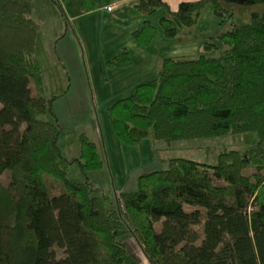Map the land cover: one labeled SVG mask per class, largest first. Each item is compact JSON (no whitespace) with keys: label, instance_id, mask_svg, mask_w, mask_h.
<instances>
[{"label":"trees","instance_id":"16d2710c","mask_svg":"<svg viewBox=\"0 0 264 264\" xmlns=\"http://www.w3.org/2000/svg\"><path fill=\"white\" fill-rule=\"evenodd\" d=\"M32 1L0 0V264H140L126 237L147 264H264V0H196L174 12L137 1L142 16L161 12L167 40L190 34L206 8L219 24L236 19L196 58L160 60L155 78L115 101V138L135 146L149 135L170 144L251 133L255 142L213 165L167 160L115 198L91 178L104 169L96 143L80 129L62 134L58 96H43L44 76L61 62L30 18ZM86 2L80 10L93 11ZM155 35L144 20L131 38L146 47ZM106 65L129 67L127 51Z\"/></svg>","mask_w":264,"mask_h":264},{"label":"rangeland","instance_id":"374dc122","mask_svg":"<svg viewBox=\"0 0 264 264\" xmlns=\"http://www.w3.org/2000/svg\"><path fill=\"white\" fill-rule=\"evenodd\" d=\"M58 8L46 0H33L30 18L39 26L44 41H55L60 66L53 65L44 76L43 96H58L52 111L62 134L80 129L96 143L104 161L100 173L91 174L97 187L110 198L135 188L138 175L151 170H164L166 161L183 159L198 164L213 165L223 151L243 153L255 142L251 133L225 135L166 144L149 135L135 146L118 141L111 130L108 108L117 100L129 96L135 86L156 77L160 60L164 58L194 59L202 53V44L210 37L230 28L236 16L221 24L206 8L190 34L172 40L163 37L157 11L149 17L134 9L135 0H87L94 10H80L83 0H55ZM86 2V3H87ZM88 4V3H87ZM110 7L108 12L107 8ZM54 11V12H53ZM62 14V16H61ZM247 16V14H246ZM245 22V18H242ZM147 20L156 28V35L146 47L137 46L131 33ZM126 50L131 65L109 67L111 60ZM53 77L50 79V77ZM31 92L33 93L32 86ZM247 169L244 174H249ZM2 181L5 178L2 177ZM186 211L189 209L184 208ZM200 235V228H196ZM127 249L147 264L131 238H125ZM56 258L63 251L52 248Z\"/></svg>","mask_w":264,"mask_h":264},{"label":"crops","instance_id":"0c3cea01","mask_svg":"<svg viewBox=\"0 0 264 264\" xmlns=\"http://www.w3.org/2000/svg\"><path fill=\"white\" fill-rule=\"evenodd\" d=\"M127 1V0H126ZM137 1V0H135ZM164 4L167 5V7L169 8V10L171 12H174L178 6L179 3H182V2H193V1H196V0H161ZM108 12H111V11H108Z\"/></svg>","mask_w":264,"mask_h":264},{"label":"built area","instance_id":"2783aa9c","mask_svg":"<svg viewBox=\"0 0 264 264\" xmlns=\"http://www.w3.org/2000/svg\"><path fill=\"white\" fill-rule=\"evenodd\" d=\"M107 10L110 11V7H108Z\"/></svg>","mask_w":264,"mask_h":264}]
</instances>
